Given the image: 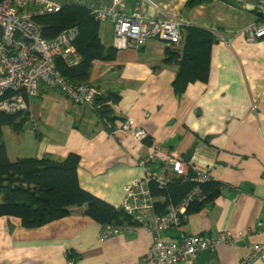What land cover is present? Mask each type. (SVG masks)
<instances>
[{
	"label": "crops",
	"instance_id": "0c3cea01",
	"mask_svg": "<svg viewBox=\"0 0 264 264\" xmlns=\"http://www.w3.org/2000/svg\"><path fill=\"white\" fill-rule=\"evenodd\" d=\"M185 2L124 0L126 12L180 20V33L184 26L212 33L205 83H192L176 95L172 84L177 66L164 62L163 51L179 48L181 41L167 46L148 39L137 50L117 51L112 48V23L98 22L101 45L114 49L115 56L94 61L88 83L101 94L119 96L111 107L118 118L113 132L90 106L74 102L54 86L41 98L26 99L30 124L14 134L19 137L28 127V148L4 146L10 161L78 155L80 187L113 207L122 201L125 186L144 175L140 161L164 148L172 158L199 172L208 171L220 188L213 201L193 206L178 228L163 233V239L244 235L235 244L217 245L202 263L201 252L179 264H241L252 245L264 242V39L248 43L244 36L245 29L259 21V0H211L191 9ZM128 119L144 132L140 139L134 130L119 129ZM165 162L157 158L147 168L157 173ZM25 196L16 199L26 200ZM101 228L79 213L36 229L23 228L17 218L0 217V264H135L155 238L134 226L102 240ZM253 264H264V255Z\"/></svg>",
	"mask_w": 264,
	"mask_h": 264
},
{
	"label": "built area",
	"instance_id": "2783aa9c",
	"mask_svg": "<svg viewBox=\"0 0 264 264\" xmlns=\"http://www.w3.org/2000/svg\"><path fill=\"white\" fill-rule=\"evenodd\" d=\"M86 4L98 22L110 21L113 29L112 48L117 51L137 50L150 38L158 39L167 46L181 41V21L175 18H148L139 11L126 12L124 0H72ZM60 0H1L0 1V111L16 114L27 110L26 99L41 98L48 87L58 86L74 102L90 106L98 91L84 85L70 86L64 82L56 69L59 59L66 65L77 63L74 48L75 28H69L53 40H46L34 23L36 14H52L60 9ZM256 10L259 21L244 31L245 40L252 43L264 39V0H259ZM11 93L10 96H8ZM119 129L122 132L134 130V137L140 139L144 132L137 122L124 120ZM166 161L163 171L151 173L147 165L153 160ZM144 171L142 178L135 179L124 188L120 204L114 208L123 210L137 223V228L155 234L153 244L146 255L135 264H179L186 262L204 251H210L219 244L232 245L244 237L229 233L218 235L186 236L179 240H164L163 233L178 228L193 204L203 200L199 184L210 180L208 171L199 172L189 163L175 159L161 147L153 150L140 161ZM189 170L195 172V182L186 196L177 204H168L165 212H156L149 189L153 180L159 188H164L169 180L167 173L186 178ZM130 227L102 226V240L116 236ZM264 255V242L254 244L241 258V264H253Z\"/></svg>",
	"mask_w": 264,
	"mask_h": 264
},
{
	"label": "trees",
	"instance_id": "16d2710c",
	"mask_svg": "<svg viewBox=\"0 0 264 264\" xmlns=\"http://www.w3.org/2000/svg\"><path fill=\"white\" fill-rule=\"evenodd\" d=\"M60 1L59 11L52 14H36L32 19L46 40H53L66 29L75 28L76 38L73 45L77 63L68 66L58 59L56 69L68 85L91 87L88 80L93 62L112 60L115 50L101 45L97 35L99 23L86 4ZM210 1L186 0L185 7L191 9ZM181 38L179 48L167 47L163 51L164 62L177 66L172 84L176 95L184 93L192 83H205L208 80L210 50L214 42L210 31L194 26H184ZM55 87L59 89L58 86ZM10 95L11 93L8 96ZM118 101L117 94H101L98 91L90 105L96 118L106 125V130L110 133L113 132L118 119L111 107ZM29 119L27 110L12 115L0 111V217L17 218L25 229L40 228L78 213L101 226L130 229L136 227L137 223L123 210H116L80 187L77 174L80 161L78 155L70 153L60 160L49 156L9 160L2 141V129L7 126L12 132L20 133ZM195 174L189 170L186 178L170 177L168 184L162 189L150 180L149 189L156 212L162 211L163 214L168 204L179 203L195 184L190 181L196 177ZM199 187L203 200L191 205L188 212L193 206L201 207L213 201L219 194L220 184L209 180L199 184ZM17 191H26L33 202L17 200Z\"/></svg>",
	"mask_w": 264,
	"mask_h": 264
},
{
	"label": "rangeland",
	"instance_id": "374dc122",
	"mask_svg": "<svg viewBox=\"0 0 264 264\" xmlns=\"http://www.w3.org/2000/svg\"><path fill=\"white\" fill-rule=\"evenodd\" d=\"M150 39H155V38H150ZM35 102H37V101H34L33 103H35ZM38 105H41L40 102L38 103ZM27 109H28V107H27ZM256 109H257V105L253 104L251 106V110L255 111ZM28 124H30V120H29ZM28 130H29V128L26 127L24 129L25 132L23 134H19V137H16L14 132H12V130L9 127L4 126L3 132H2V141H3V143H5V145H7L9 150H12L13 148H20V146H22V145H24L23 146L24 149H27L28 148L27 146H28L29 141H30ZM21 193H24V192L18 191V194L16 195V197L20 198V197L25 196L27 194L26 191H25L24 195H21ZM25 197H26V200L30 199V197H27V196H25Z\"/></svg>",
	"mask_w": 264,
	"mask_h": 264
},
{
	"label": "water",
	"instance_id": "95a60500",
	"mask_svg": "<svg viewBox=\"0 0 264 264\" xmlns=\"http://www.w3.org/2000/svg\"><path fill=\"white\" fill-rule=\"evenodd\" d=\"M210 254V251L208 250V251H204V252H202V254H201V261H200V263H202V261H203V259L206 257V255L208 256Z\"/></svg>",
	"mask_w": 264,
	"mask_h": 264
}]
</instances>
